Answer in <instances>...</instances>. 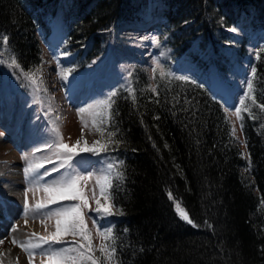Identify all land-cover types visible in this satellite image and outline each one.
<instances>
[{
    "label": "trees",
    "instance_id": "16d2710c",
    "mask_svg": "<svg viewBox=\"0 0 264 264\" xmlns=\"http://www.w3.org/2000/svg\"><path fill=\"white\" fill-rule=\"evenodd\" d=\"M134 33L152 35L168 55L157 66L138 59L109 93L99 126L101 144L113 130L118 141L98 154L114 164L117 215L98 222L113 229V264H264V0H0V37L8 38L0 39V102L12 110L38 103L42 47L59 49L75 75L108 58L129 63ZM226 44L238 63L250 56L252 89L234 93L240 138L226 98L208 87L237 63Z\"/></svg>",
    "mask_w": 264,
    "mask_h": 264
},
{
    "label": "rangeland",
    "instance_id": "374dc122",
    "mask_svg": "<svg viewBox=\"0 0 264 264\" xmlns=\"http://www.w3.org/2000/svg\"><path fill=\"white\" fill-rule=\"evenodd\" d=\"M231 34L235 39H241L240 31L234 30L231 31ZM126 41L128 49L132 51L133 57L137 60H133L135 59L133 58L129 63H117L113 67L110 66L108 58L100 65L75 75L72 74L68 65L63 63L65 57L59 49L42 47L43 65L38 71L39 86L35 88L38 103L31 108L25 103L12 110L14 109L11 108L12 104L4 105L0 102V142L9 148L11 160L16 161L13 169H7L5 174H14L19 178L17 182L21 185L18 187L17 199H13L15 204L13 205L21 209V213L24 206V193L29 188H33V191H28V204L30 208H34L38 202L47 200V194L42 188L37 190L36 186L51 182L54 177H58L65 171L61 169L60 173H53L51 176L39 179L45 168L51 169L54 166V163H49L46 158H51L58 164L53 155L54 149L47 147L48 144L57 142L54 129L58 130L61 141L70 147L77 145L78 141L80 147H83L85 142L89 147H92L100 139L96 129L108 113V109L100 105L99 102L107 99L110 96L109 93L119 83H122L121 79L138 65V59H146L149 65L157 66L160 64L159 60L164 61L167 58L168 51L161 48L152 35L134 33L126 36ZM222 48L230 60L237 62L233 45L226 44ZM248 50L252 51V48L249 47ZM249 61L250 56H247L243 62L229 66L230 72L223 79L216 75L208 78V87L216 89L220 97L226 98V102L229 103L226 111L237 138H240V124L233 113L239 100L234 93L239 89L246 88V80L250 74ZM181 77L186 78V76ZM90 105L93 107L90 108ZM81 108L88 109V111L81 113ZM81 118L87 125L86 127L82 126ZM37 149L40 150L37 151ZM35 163H43L44 168L26 176L24 169L29 164ZM73 164L77 172L93 174L90 181L81 184V188L88 198V208H83L82 211L87 229L92 233L93 246L99 249L103 241L97 235L93 218L100 222L102 215L95 212L96 202L92 199V195L95 190L96 196L99 197L96 177L105 172L107 164L100 156L90 152H80L74 157ZM11 170L12 174L9 172ZM100 202L101 205L105 204L103 199ZM78 203H80L79 200H60L57 204H50L47 208L41 209L39 214L29 213L27 219L21 216L18 220L24 222L28 228L27 231H19L17 239L7 236L4 231L8 226L6 216L0 212V234H2L0 236V241H2L0 243V264H29L28 254L20 245L27 244L29 240L35 241L38 237L51 236L56 231V217L48 218L44 216V213L49 209L70 207ZM108 203L110 202L108 201ZM111 211L116 213L113 207ZM178 216L180 217L179 214ZM61 239L63 243H53L52 247H68L81 242L78 236L62 234ZM13 240L16 241L15 244L12 242ZM48 247V245H43L41 249H36L35 255L31 258V264H48L47 257L40 255V252L47 250ZM14 252L17 253L16 259Z\"/></svg>",
    "mask_w": 264,
    "mask_h": 264
},
{
    "label": "snow or ice",
    "instance_id": "6c2138e0",
    "mask_svg": "<svg viewBox=\"0 0 264 264\" xmlns=\"http://www.w3.org/2000/svg\"><path fill=\"white\" fill-rule=\"evenodd\" d=\"M3 43L6 45L8 43L7 36L0 37ZM11 65L15 68L19 67L16 59L13 58ZM252 74L255 75V69H252ZM26 79H29L33 85H36V80L32 79V74L25 73ZM181 79V77H176ZM249 91L252 89V82L246 81ZM38 90V89H37ZM155 91V89H153ZM111 96H115V93H112ZM111 96L108 99L100 101V105L104 108L111 109ZM241 105L244 104V101H240ZM253 103L256 101L253 98ZM90 108L93 106H89ZM261 110L264 111V105H261ZM88 109L81 108L80 112H86ZM99 115V113H97ZM233 115L236 118L242 119L241 109L236 108ZM109 119H111V113L109 112ZM81 123L83 127L87 125L84 123L81 118ZM101 124H104V121H100ZM242 127V126H241ZM97 132L101 136L105 135L106 127L101 128L97 127ZM56 131L57 142L48 144L47 147L54 149L53 155L55 156L56 164L51 158H46L49 163H54V166L51 169L45 168L44 172L40 174L39 179H44L45 176H51L53 173H60L61 169L65 171L58 177H54L51 182H45L43 185H37V190H42L47 194V200L38 202L34 208H30L28 204V191H33V188H29L28 191L24 193V206L23 214L25 217L29 213H40L41 209L47 208L50 204H57L60 200H79L80 203L71 205L70 207H59L55 210L49 209L44 216L48 218L56 217V231L48 237H38L35 241L29 240L27 244H21L20 247L28 254L29 264H31V258L35 255L36 249H41L43 245H48L47 250L40 252V255L47 257L48 264H101V259L95 256V252L98 250L103 258L104 264H113V258L116 253V248L114 246V233L111 227H103L98 221L93 218V225L96 227L97 235L101 237L102 243L99 249H96L92 243V233L88 231L87 225L85 223V218L83 214V208H88V198L85 196L83 189L81 188L82 183H86L92 179L91 173L82 174L77 172L73 164L74 157L80 152H90L93 154H99L101 151H107L109 144L118 143V141L113 140V137L116 136V132L109 131L107 132L108 142L101 144L100 141H96L92 147H89L85 142L83 147H80L79 141L77 145L70 147L68 144H65L61 141L58 130ZM233 135H235V129H233ZM78 149V151H77ZM40 149H37L39 151ZM44 168L43 163L29 164L27 168L24 169L25 175L29 173L38 172L39 169ZM114 164L109 162L105 172L101 173L96 177V185L99 187V197L96 196L95 190H93L92 199L96 202L95 212L99 215L111 216L117 213L111 211L112 205L108 203L110 199V189L112 188V169ZM70 170V171H69ZM117 179L122 180V173H117ZM171 199V194H169ZM105 201L104 205H101L100 200ZM176 210L180 217L186 220L188 223L192 221L188 218L187 213L176 204ZM119 215H123V212H118ZM195 226V225H194ZM15 231V229H13ZM64 235L78 236L80 238L79 244H72L68 247L54 248L52 247L53 243H63L61 237ZM112 241L113 244L109 245L107 242ZM14 244L15 240L12 241ZM51 242V243H50ZM2 243V241H0Z\"/></svg>",
    "mask_w": 264,
    "mask_h": 264
},
{
    "label": "bare ground",
    "instance_id": "6f19581e",
    "mask_svg": "<svg viewBox=\"0 0 264 264\" xmlns=\"http://www.w3.org/2000/svg\"><path fill=\"white\" fill-rule=\"evenodd\" d=\"M234 30L239 31L238 28H231L228 30L229 34ZM220 102H224V99L221 98ZM9 152V148L0 142V212L6 216L8 226L4 231H6L7 236L17 239L19 231H27L28 226L21 220H18L24 214L13 203V199H17L18 197V187L21 185L17 182L19 178L12 174V170L9 171L12 175L5 174L7 169H13V166L16 164V161L11 160ZM25 218L27 219V217ZM14 257L15 259L17 258V253L15 252Z\"/></svg>",
    "mask_w": 264,
    "mask_h": 264
}]
</instances>
